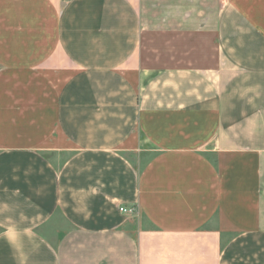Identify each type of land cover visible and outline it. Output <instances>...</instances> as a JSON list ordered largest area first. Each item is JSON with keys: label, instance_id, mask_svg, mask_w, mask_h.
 <instances>
[{"label": "crops", "instance_id": "crops-1", "mask_svg": "<svg viewBox=\"0 0 264 264\" xmlns=\"http://www.w3.org/2000/svg\"><path fill=\"white\" fill-rule=\"evenodd\" d=\"M0 264H264V0H0Z\"/></svg>", "mask_w": 264, "mask_h": 264}, {"label": "built area", "instance_id": "built-area-1", "mask_svg": "<svg viewBox=\"0 0 264 264\" xmlns=\"http://www.w3.org/2000/svg\"><path fill=\"white\" fill-rule=\"evenodd\" d=\"M120 211H126V209H124L123 207L119 208ZM131 211V210H130Z\"/></svg>", "mask_w": 264, "mask_h": 264}]
</instances>
